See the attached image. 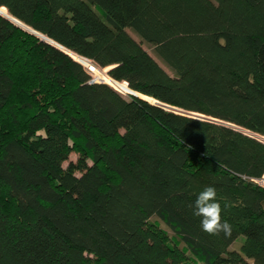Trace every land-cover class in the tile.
Segmentation results:
<instances>
[{"label": "trees", "instance_id": "trees-1", "mask_svg": "<svg viewBox=\"0 0 264 264\" xmlns=\"http://www.w3.org/2000/svg\"><path fill=\"white\" fill-rule=\"evenodd\" d=\"M0 7V264H264V0Z\"/></svg>", "mask_w": 264, "mask_h": 264}, {"label": "clouds", "instance_id": "clouds-1", "mask_svg": "<svg viewBox=\"0 0 264 264\" xmlns=\"http://www.w3.org/2000/svg\"><path fill=\"white\" fill-rule=\"evenodd\" d=\"M228 205L223 208L217 199L216 189L212 186H207L199 193L195 201L194 215L201 217L202 230L209 235H220L223 233L226 236H231L232 226L223 219L222 212Z\"/></svg>", "mask_w": 264, "mask_h": 264}, {"label": "rangeland", "instance_id": "rangeland-1", "mask_svg": "<svg viewBox=\"0 0 264 264\" xmlns=\"http://www.w3.org/2000/svg\"><path fill=\"white\" fill-rule=\"evenodd\" d=\"M0 12H2V13H4V14H6V12H5V10H4V8H2V7H0ZM7 15V14H6ZM23 28H29L28 26H26V25H24L23 23H19ZM31 29V28H30ZM128 31L132 34V36H134L137 40H139L137 37V34L132 30V29H130V28H128ZM43 38V37H42ZM43 39H45V38H43ZM144 47L153 55V56H155L156 57V55H155V53H154V51H153V49L149 46V45H146V44H144ZM85 66H87L88 67V69L90 68L91 69V71L93 72V74H94V78H95V80L96 81H99V80H101V81H104V82H112V79H111V77H109V75L107 74V69H108V67L107 68H105V69H100V68H97V67H95L94 66V64L89 60V59H87V58H83V57H79L78 58ZM161 62V61H160ZM161 64L165 67V69L169 72V73H172L171 71H170V69L168 68V67H166V65H164L162 62H161ZM103 79V80H102ZM122 86H123V88L125 89V91H123V94H124V96H127L129 93H131L130 91H132V90H129V87L126 85V83H123L122 84ZM137 94H139L138 92H136ZM144 96V95H143ZM148 98L149 99H151L152 100V102H155L156 100L154 99V98H152V97H149L148 96ZM261 137V136H260ZM262 138V137H261ZM262 139H264V138H262ZM77 158H78V154L76 153V152H72L71 154H70V156H69V159L67 160V161H65L64 162V166H67L71 161H76L77 160ZM152 219H156V220H158L159 222H160V224H161V226L163 227V228H165L166 230H168L169 231V233L170 234H173L174 233V231L159 217V216H153V218ZM244 235H240L236 240H235V242L232 244V247L233 248H239L240 247V245L242 244V242L244 241Z\"/></svg>", "mask_w": 264, "mask_h": 264}, {"label": "water", "instance_id": "water-1", "mask_svg": "<svg viewBox=\"0 0 264 264\" xmlns=\"http://www.w3.org/2000/svg\"><path fill=\"white\" fill-rule=\"evenodd\" d=\"M6 17H8V16H6ZM8 18H10V17H8ZM11 19V18H10ZM12 20V19H11ZM19 25V24H18ZM21 26V25H20ZM22 27V26H21ZM26 29V28H25ZM27 30L28 31H30V32H32V33H34V34H36V35H38L37 34V32H35L34 30H32V29H30V28H27ZM38 36H40V35H38ZM46 40V39H45ZM50 42V41H49ZM51 44H53V45H55V46H57V47H59V48H61V49H63L64 51H66V52H68V53H70L69 51H67L66 50V48H64L63 46L62 47H60V44L59 45H57V44H55V43H52V42H50ZM71 54V53H70ZM72 55V54H71ZM77 60V59H76ZM95 66V65H94ZM110 68V67H109ZM108 68V69H109ZM107 69V70H108ZM103 80V79H102ZM99 81H101V80H99ZM130 89V88H129ZM131 90V89H130ZM132 94H134V95H136V96H140L139 94H137L135 91H130ZM140 97H142V96H140ZM142 98H145V97H142ZM145 99H147V98H145ZM147 100H149V99H147ZM154 103H157V104H161V105H163V106H166V107H168V108H170V109H174V110H176V111H179V112H184L183 110H180V109H177V108H174V107H171V106H168V105H165V104H163V103H161V102H159L158 100H156ZM189 114H194V115H200V114H197V113H189ZM200 116H204V115H200ZM223 123H225V124H228V125H231V126H233V127H235V128H238V129H241V128H239V127H237V126H234V125H232V124H229V123H226V122H223ZM243 131H245L246 133H248V134H251V135H253V136H256V137H258V138H261L258 134H255V133H252V132H250V131H248V130H244L243 129Z\"/></svg>", "mask_w": 264, "mask_h": 264}, {"label": "built area", "instance_id": "built-area-1", "mask_svg": "<svg viewBox=\"0 0 264 264\" xmlns=\"http://www.w3.org/2000/svg\"><path fill=\"white\" fill-rule=\"evenodd\" d=\"M96 67V66H95ZM90 69V68H89ZM91 70V69H90ZM110 77V76H109ZM112 79V78H111ZM108 84H110L112 87H114L116 90H118L119 92L123 93V91H125V89L123 88L122 84L126 83V85L128 86L127 82L125 81H117L115 79H112V82H107ZM130 90V89H129ZM264 181V177L263 179L260 180L261 183H263Z\"/></svg>", "mask_w": 264, "mask_h": 264}]
</instances>
